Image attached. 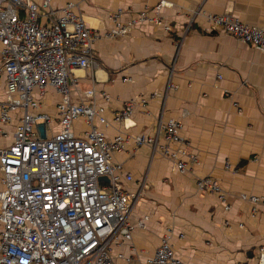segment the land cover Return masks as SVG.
Segmentation results:
<instances>
[{
    "label": "crops",
    "instance_id": "1",
    "mask_svg": "<svg viewBox=\"0 0 264 264\" xmlns=\"http://www.w3.org/2000/svg\"><path fill=\"white\" fill-rule=\"evenodd\" d=\"M34 1L42 6V0ZM172 1L173 6L161 11L169 31L140 23L125 38H105L93 44L99 68L75 69L72 101L95 100L104 106L110 124H98L109 138L132 136L114 159L132 175L130 181L123 180L124 188L140 192V197L129 214L135 225L132 240L117 250L132 255L135 264H146L172 227L170 242L176 255L189 264H207L195 256L194 245L202 244L228 255L220 264L252 263L264 247V205L253 209L242 194L264 197V51L233 35L207 32V20L197 16L192 21V10L231 13L248 24L263 25L264 0ZM68 2L77 4L89 27L105 31L114 26V11L123 9L122 19L128 21L159 0H53L52 7L61 9ZM21 15H25L22 10ZM50 19L45 14L39 18L44 24ZM1 66L0 61V109L7 98ZM127 77L132 80L124 81ZM169 80L177 85L175 89H168ZM102 91L111 99L106 100ZM33 94L42 104L38 110L54 118L48 135L58 132L60 94L51 86L43 96L38 89ZM139 96L149 99L147 106H136L130 120L116 122L114 112ZM21 114L14 112L9 122L0 123V146L14 142ZM171 118L181 121L182 135L200 159L186 175L150 145L135 148L134 136L156 135L159 120ZM73 127L77 136L89 129L84 118ZM160 138L164 140L163 132ZM207 176L225 191V202L217 193L197 188V179ZM1 178L0 169V189ZM145 217V226L139 227Z\"/></svg>",
    "mask_w": 264,
    "mask_h": 264
},
{
    "label": "built area",
    "instance_id": "2",
    "mask_svg": "<svg viewBox=\"0 0 264 264\" xmlns=\"http://www.w3.org/2000/svg\"><path fill=\"white\" fill-rule=\"evenodd\" d=\"M52 1L42 0L40 7L34 0H0V61L7 85L0 123L9 122L14 112L22 113L14 142L0 146V264H117V260L135 264L132 255L117 248L132 240L135 225L129 214L140 192L129 193L124 188L123 180L130 181L132 175L114 159L132 136L109 138L98 124H110L104 115L106 108L95 100L74 103L72 87L77 83L75 69L99 68L93 48L96 41L125 38L140 23L169 31L161 11L174 2L159 0L128 21L122 19L124 10L118 9L111 13L114 26L99 31L88 26L75 2L55 9ZM41 14L51 17L50 21L41 23ZM192 15V21L197 16L207 20V32L230 34L264 51V24L251 25L231 13H211L199 7ZM49 86L61 96L57 104L61 128L50 136L54 118L38 110L42 104L33 94L38 89L43 96ZM176 87L169 80L168 89ZM102 95L111 99L106 91ZM148 101L145 96L128 100L114 112V120H130L135 107H146ZM79 118L89 126L83 136L74 132ZM133 140L135 148L150 145L160 151L185 175L200 160L182 135L179 119H160L156 135L139 134ZM196 184L200 191L217 193L226 201L225 191L213 178H199ZM242 199L253 209L264 205V197L257 195L242 194ZM225 208L229 209V204ZM147 218L138 226L144 227ZM174 232L168 228L146 264H189L176 255L170 242ZM236 264H264V247L255 262Z\"/></svg>",
    "mask_w": 264,
    "mask_h": 264
},
{
    "label": "rangeland",
    "instance_id": "3",
    "mask_svg": "<svg viewBox=\"0 0 264 264\" xmlns=\"http://www.w3.org/2000/svg\"><path fill=\"white\" fill-rule=\"evenodd\" d=\"M189 240H187L186 242H188ZM195 251H197V255L195 256H199L200 259H202L204 262H206L207 264H220L223 262V260H226L228 255H220V253H218L219 251H215L214 249H208L204 246V244H202L201 246L198 247V245H194ZM215 251V252H214ZM259 253V251H258ZM234 260H237V257H233ZM232 260V261H234ZM117 264H124L122 261L117 260L116 261ZM231 262V261H229Z\"/></svg>",
    "mask_w": 264,
    "mask_h": 264
},
{
    "label": "water",
    "instance_id": "4",
    "mask_svg": "<svg viewBox=\"0 0 264 264\" xmlns=\"http://www.w3.org/2000/svg\"><path fill=\"white\" fill-rule=\"evenodd\" d=\"M102 180H106V178H102Z\"/></svg>",
    "mask_w": 264,
    "mask_h": 264
}]
</instances>
